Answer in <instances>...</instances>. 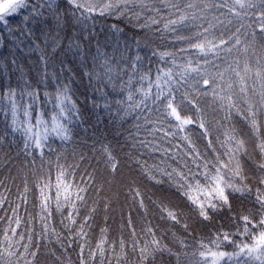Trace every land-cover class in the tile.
<instances>
[{"label":"snow or ice","instance_id":"obj_1","mask_svg":"<svg viewBox=\"0 0 264 264\" xmlns=\"http://www.w3.org/2000/svg\"><path fill=\"white\" fill-rule=\"evenodd\" d=\"M0 116V264H264V0H0Z\"/></svg>","mask_w":264,"mask_h":264},{"label":"trees","instance_id":"obj_2","mask_svg":"<svg viewBox=\"0 0 264 264\" xmlns=\"http://www.w3.org/2000/svg\"><path fill=\"white\" fill-rule=\"evenodd\" d=\"M112 21H108V23H111ZM156 58H153V63L151 64V68L154 70L157 67V64L155 62ZM55 81L52 82V85L49 86L47 89L41 88V92L47 90L49 93H55ZM72 91L74 92L73 99L76 100L78 106L80 107L82 113H83V120L85 121L83 124H79L75 127L76 136L75 139L78 143H80L81 147H84L86 144L87 147H84V150L89 152V154L92 153V151H95L96 153H99L104 146H110L115 154L122 157L124 146L122 144H118L115 139H113L114 133L111 131V125L108 123L107 118L104 117V113L100 111L99 109L93 110L92 104H91V98L93 96V92L91 89V86L88 84L87 78H84L83 80L80 79L79 76L75 78V83L72 84ZM98 97V94H96ZM44 98L42 96L41 102L42 106L45 109V115L46 118L49 113L52 112L53 109V99L50 97L48 99V102L44 103ZM104 117L102 120H98L97 117ZM79 119V118H78ZM211 119V117H209ZM235 122L237 123L238 127H243V122L240 121L238 117L233 118ZM3 120V117L0 116V121ZM3 130V125L0 124V131ZM18 135V134H17ZM52 143V147L54 149L59 148V141H50ZM251 150V148H250ZM253 155L256 156V153L253 152ZM23 159V157H21ZM39 165V159L37 160V166ZM125 172L127 169L124 170ZM15 175V171L12 173ZM8 175L7 170H0V178H3L4 176ZM17 184L20 183L19 180L16 181ZM123 199V198H122ZM36 203L34 198L30 195L28 200V210L29 212L35 213L39 209L33 208V204ZM23 214V213H22ZM103 213H100L96 218V223L93 226V235H98L99 229L101 227H104V220H103ZM59 230V215L54 214L53 221H52ZM109 223L112 225V229L110 230V235H115L114 229L116 228V224L112 223V221H109ZM38 227V225H37ZM174 232H176L178 235H182V232L179 228L173 229ZM167 240V238H166ZM95 242V241H93ZM174 250H177L179 248V245L173 246ZM190 251V250H189ZM73 259H75V253L71 252L69 253ZM169 260H171V264H174V258H169L167 256L164 257V260L162 261V264H169Z\"/></svg>","mask_w":264,"mask_h":264}]
</instances>
